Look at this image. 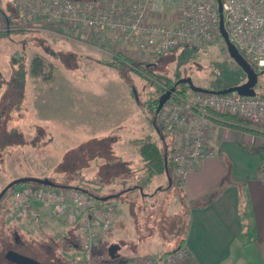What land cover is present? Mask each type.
Instances as JSON below:
<instances>
[{
	"label": "rangeland",
	"instance_id": "obj_1",
	"mask_svg": "<svg viewBox=\"0 0 264 264\" xmlns=\"http://www.w3.org/2000/svg\"><path fill=\"white\" fill-rule=\"evenodd\" d=\"M153 1L163 4L152 10L157 12L156 22L178 19L180 0ZM0 8L11 15L8 29L0 20V191L11 180L27 176L93 190L87 181L102 185L129 172L133 164L114 157H119L112 138L117 133L103 140L85 137L97 133L93 128L119 123L121 116L134 117L137 102L131 91L138 98L139 114L150 122L147 102L162 86L151 74L172 80L189 76L194 85L209 89L239 84L246 78L221 37L203 46L180 44L169 52L151 56L110 42L108 33L100 30L66 34L51 24L34 29L30 20L23 22L14 0H0ZM165 12L168 13L163 17ZM118 57L128 62L119 67ZM137 64H145L151 71L141 73ZM83 84L85 87H81ZM255 90L257 95L264 93V74L258 76ZM188 91L192 92L189 89L182 95L187 96ZM222 113L219 116H224ZM245 122L264 132L263 124ZM258 136L261 140L257 146H264V134ZM156 138L161 141L158 135ZM156 184L146 190L151 192ZM154 191L153 197L146 198L156 203L149 214L143 209L122 212L118 227L113 223L90 252L78 247L75 226L53 209L40 207L34 219L9 217L3 209L4 204L9 205L8 192L0 207V264H7L4 253L10 249L32 253L47 264H116L126 259L120 256L135 259L130 253L132 245L125 242H117L120 251L123 249L121 254L118 252L119 258L109 259L106 248L115 238L134 241L138 233L143 239L140 229L134 226L139 221L149 238L141 245L158 260L156 249H167L161 237L186 232L189 222L180 204L169 205L164 191ZM174 197L171 202H175ZM110 201L129 205L117 198ZM180 207L182 212L177 209ZM174 244L172 241L170 246Z\"/></svg>",
	"mask_w": 264,
	"mask_h": 264
},
{
	"label": "built area",
	"instance_id": "obj_2",
	"mask_svg": "<svg viewBox=\"0 0 264 264\" xmlns=\"http://www.w3.org/2000/svg\"><path fill=\"white\" fill-rule=\"evenodd\" d=\"M26 22L51 24L62 33L100 30L109 41L151 56H159L180 44L203 46L220 38L217 0H180L176 20L147 19L152 0H14ZM224 27L229 40L258 70L264 68V0H222ZM30 27V26H28ZM174 93V92H173ZM172 93V94H173ZM167 99L157 112L162 130H173L177 144L170 152L173 177L182 186L187 173L196 170L211 153L205 134L212 112H224L253 124L264 123V95L243 96L236 91H192ZM174 134H172L173 136ZM173 137V139H174ZM264 180V162L259 172ZM53 209L76 228L78 247L90 252L99 236L110 228L114 209L99 204L79 189L24 185L12 194L8 216L34 219L40 207ZM188 255L181 248L163 257L164 263ZM116 264H158L146 255Z\"/></svg>",
	"mask_w": 264,
	"mask_h": 264
},
{
	"label": "crops",
	"instance_id": "obj_3",
	"mask_svg": "<svg viewBox=\"0 0 264 264\" xmlns=\"http://www.w3.org/2000/svg\"><path fill=\"white\" fill-rule=\"evenodd\" d=\"M162 6L163 4L153 1L147 18L155 21L157 12L152 10L154 7L161 8ZM168 12H165L163 17ZM187 93L191 94L190 91ZM131 96L137 102V105L134 104L137 109L134 117L128 119L127 115L123 118L121 116L119 123L109 128H93L97 133L85 137L101 139L111 135L112 132L117 133V136L112 137L119 151V157L114 155L115 160L129 165L133 164L129 172L116 177L117 182L111 179L110 182H114L113 185H110V182L100 185L101 183L97 184L96 181H87L89 187L100 189V192L109 193L123 187L133 186L140 177L147 175L143 162L135 146L128 142L129 139L150 135L159 145L168 149L177 144L174 131L162 130V135L160 132L157 133L155 123L149 122L141 112L139 114L138 98L132 91ZM237 124L225 116H219L218 112L215 114L212 112L204 141L205 148L210 151L211 155L203 159L196 170L187 173L182 186L179 184L182 187L183 203L189 205L188 211L187 209L185 211L189 223L184 245L188 255L170 263H164L163 257L173 253L164 254V251L169 249V245L166 244L167 249L165 247L156 249L158 264H264V180L259 174L262 156L257 151V145L261 139L255 133L234 127ZM157 135L161 137V141L156 138ZM165 182L164 174L153 175L146 181L145 189L154 183H157L155 185L157 187L164 185ZM119 184L123 185L120 189ZM217 188H220V192L215 195ZM152 194L155 195V191ZM196 202L207 203L192 207L191 204ZM112 203V201L109 202L114 209L110 228L113 223L115 227H118L116 224L121 221L122 212L130 211V205ZM177 203L180 204L172 201L169 205L174 204L176 207ZM177 209L182 211L181 207ZM105 233L106 231L95 243ZM112 242L114 243L110 242L106 248L108 257L109 259L119 258L118 252L121 254L123 249L120 251L121 248L117 246L119 242L117 238ZM114 245L117 246V252L113 254L110 247ZM132 258H137V256H132ZM112 263L107 262V264Z\"/></svg>",
	"mask_w": 264,
	"mask_h": 264
},
{
	"label": "trees",
	"instance_id": "obj_4",
	"mask_svg": "<svg viewBox=\"0 0 264 264\" xmlns=\"http://www.w3.org/2000/svg\"><path fill=\"white\" fill-rule=\"evenodd\" d=\"M0 20L5 25L4 28L8 29V27L11 23L10 13L7 14V13H5V11H3L0 8ZM118 58L119 59H117V61H118L117 65L119 67H121V65L123 66L124 61L128 62L127 59L120 58V57H118ZM143 65H141V64L136 65V67L138 69H140L141 73L151 71V69L148 66H146L145 64H143ZM254 68L256 71H258V69L256 67H254ZM259 75L260 74H258V76ZM151 76L154 77V79H156L157 81H160V83H162V86L157 87L158 94L155 97H152L151 100H149L147 102L148 108H149L150 114H151L150 121L155 123L157 133L160 132V134L162 135V128L159 126V124L157 122V112H155V108L157 105L159 94H161L167 88L173 86L175 83V80H172L169 77H165L162 74H158V75L157 74H151ZM187 90H189V86L186 83H178L175 86V91L172 95L173 96L182 95ZM261 95H264V93H261ZM221 115H224L225 117L237 122L238 124L234 126L236 128H240V129H243L245 131L252 132V133L254 132L255 134L260 135V136L264 134L263 131L258 130L256 128H253L252 126H250V124L245 122L246 120H244V119L238 118L237 116L227 114V113H225V114L222 113ZM224 124L227 125L226 122H224ZM101 140H103V139H101ZM128 142L135 146V148H136V150L140 156V159L143 162V168L147 171V175L140 177L137 180L136 184H134L133 186L123 187L120 190H115V191L113 190L109 193L100 192V189H93V190L86 189L87 192L89 193V195L93 199H95V201L97 203H99L101 205L109 204L110 200L113 198L121 199L124 201L126 200L130 205V211H132L134 209L137 212V210L139 211L140 209H143V210H147L148 214H149V212H151L154 209V206L156 205V203L154 200H151L150 202H147V200H146V198H148V196L151 197L152 193H153V191L148 192L145 189L146 181H148L150 179V177H152L153 175L162 173L166 177V182L164 185L155 187L154 190L164 191L165 195H166L165 200L167 202V199H168L169 203L171 202L170 199L175 196L174 197L175 201L179 202L181 204V206L184 208L183 213H185L186 209L188 211L189 205H186L183 203L184 197H183L182 187L179 185L178 181L172 175L171 161H170V152H171L172 148L168 149V148L164 147L163 145L162 146L159 145L150 135L132 138V139H129ZM257 151L262 156V162H264V152H263L264 146L257 147ZM260 171H261V168H260L259 172ZM27 183L37 184V183H33V182H27ZM25 184L26 183H16V184L12 185L9 189H7V191L0 198V207H1L2 201L5 199V197L7 196L8 192H9V194H8L9 195L8 197L10 198L9 205L4 204V208H3V209H5L6 214L8 213L9 208L12 204V196L11 195H12L13 191L16 189H20ZM219 192H220V188H217L215 190V195H216V193H219ZM107 194H111L112 197L110 199L104 200V201H101L99 199L100 196H105ZM205 203H207V202H201V203L196 202V203L191 204V205H192V207H195V206L205 205ZM166 207H167V203H165L163 205V208L166 209ZM140 212H143V211H140ZM138 221H139V219H138ZM142 223H141V221H139L138 225L136 223V226H137V229H140L141 234L143 235V239H142V237H140L141 235L138 233H137L134 241H126L124 239H119L120 242H125L129 245H132V249H131L130 253L133 254V256H135V257L136 256L141 257V256L148 255V252L145 249H143V245H144V242L146 240H149V238L145 234V231L142 230V228L145 230V228L141 226ZM173 235L177 236L176 239L174 238V236L173 237L169 236L166 238L164 236L161 237L163 239V243H166L169 245V249L165 250L164 254L176 252L177 250H179L181 248H185L184 245H185L186 232L180 231L179 233L177 232V233H174ZM172 241H174L175 244H174V246L171 247L170 245H172ZM142 243H143V245H141ZM120 257L126 258L127 256H120ZM160 257L161 256H159V258Z\"/></svg>",
	"mask_w": 264,
	"mask_h": 264
},
{
	"label": "water",
	"instance_id": "obj_5",
	"mask_svg": "<svg viewBox=\"0 0 264 264\" xmlns=\"http://www.w3.org/2000/svg\"><path fill=\"white\" fill-rule=\"evenodd\" d=\"M74 1H81V0H74ZM217 9H218V15H219V21H218V27L219 32L221 35V38L226 46V50L229 54V56L234 60V62L239 66V68L243 71L245 74V81L239 84L225 86L219 89H209L204 88L202 86L194 85L191 77H183L175 80V83L173 86L167 88L164 90L161 94L158 96L157 105L155 108V112H158L162 104L170 98L171 94L175 91V86L178 83H186L189 86V89L191 91L195 92H206V93H228L232 91H236L238 94L243 96H254L257 92L255 90V86L258 80V74H264V68L259 69L258 71L255 70V68L251 65V63L244 57V55L238 50V48L229 40V37L227 35V31L224 27V21H223V12H222V0H217ZM27 182H33L40 185H46V186H54V187H60V188H73V189H81L77 186H71V185H58L54 182L50 181L47 178H38L33 176H27V177H19L11 180L8 182L0 191V198L3 196V194L9 189L12 185L16 183H27ZM112 197L111 194H107L105 196H100L99 199L101 201L108 200ZM118 246V245H117ZM117 246L110 247L111 252L114 254ZM5 257L17 264H44L41 263L31 257H28L26 255L20 254L15 251H8L5 255Z\"/></svg>",
	"mask_w": 264,
	"mask_h": 264
},
{
	"label": "flooded vegetation",
	"instance_id": "obj_6",
	"mask_svg": "<svg viewBox=\"0 0 264 264\" xmlns=\"http://www.w3.org/2000/svg\"><path fill=\"white\" fill-rule=\"evenodd\" d=\"M28 184H29V183H26L25 185H28ZM55 184H56V183H55ZM35 185H36L35 187L60 188V187L46 186V185H40V184H35ZM29 186H31V185H29ZM71 186H72V185H71ZM73 186H74V185H73ZM68 189H73V188H68ZM79 190H81V189H79ZM82 191H85V190H82ZM85 192H87V191H85ZM12 194H13V193H12ZM11 196H12V195H11ZM7 215H8V213H7ZM21 244H22L23 246H26V245H24L22 242H21ZM27 248H28V247H27ZM26 250H27V249H26ZM8 251H15V252H18V253H20V254H23V255H26V256H28V257H31V258H33V259H35V260H37V261H39V262H41V263L47 264V262L42 261V260H39L38 258H36L32 253L30 254V253H28L27 251H24V250H23V251H20V249H16V250L10 249V250H7V251L4 253V257H5V255H6V253H7ZM5 261H6L7 264H17V263H15V262H13V261L7 259L6 257H5Z\"/></svg>",
	"mask_w": 264,
	"mask_h": 264
}]
</instances>
